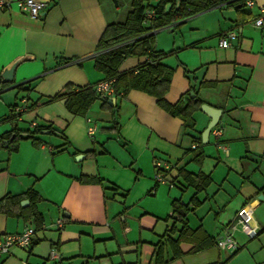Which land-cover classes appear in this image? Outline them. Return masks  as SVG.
<instances>
[{"label":"crops","instance_id":"0c3cea01","mask_svg":"<svg viewBox=\"0 0 264 264\" xmlns=\"http://www.w3.org/2000/svg\"><path fill=\"white\" fill-rule=\"evenodd\" d=\"M7 1L16 0H0ZM43 1L49 8L38 19L15 4L0 9V137H10L0 144V200L33 191L41 216L36 227L0 213V237L36 231L29 248H12L0 264H158L160 247L163 264H264V26L253 24L264 0H252L253 7L247 0H222L152 32L153 52L169 53L160 63L173 72L164 100L185 104L194 89L203 104L221 110L216 127L226 152L211 133L202 144L209 118L200 110L186 129L137 89L120 91L105 106L96 100L84 116L70 114L68 94L106 80L95 60L105 53L97 45L113 22L100 0ZM227 32L235 38L221 49ZM21 58L26 60L14 69L12 82H5L4 69ZM147 59L128 56L119 72H135ZM22 99L28 109L18 117L13 108ZM199 137L204 157L196 162ZM156 161L168 164L165 183L155 179ZM180 170L211 178L197 195L201 206L187 217L191 230L216 243L243 213L258 236L248 241L235 234V251L214 243L195 252L192 238L172 249V202L187 204L195 194ZM29 205L26 198L21 202ZM59 219L63 228H53ZM52 250L59 260L49 258Z\"/></svg>","mask_w":264,"mask_h":264},{"label":"trees","instance_id":"16d2710c","mask_svg":"<svg viewBox=\"0 0 264 264\" xmlns=\"http://www.w3.org/2000/svg\"><path fill=\"white\" fill-rule=\"evenodd\" d=\"M221 3L222 0H154L146 6L143 0H132L131 11L128 13L125 22L111 23L106 26L97 45L98 50H105V53H102L95 60L96 70L102 73L106 80L115 79L112 85L114 95H117L120 91L124 95L130 89L145 92L155 97L157 104L168 114L181 119L186 129H192L193 115L199 112L203 102L198 98L197 92L194 89H190L189 93L193 91L194 95L190 96L189 94L185 104L170 105L164 100V95L169 89L173 72L160 63L169 53L153 52L154 34H152V31ZM147 7L155 12V18L151 25L144 23L145 9ZM132 39L134 40L131 43L113 49L116 45ZM128 56H147L148 59L145 63L138 66L135 72L120 73L119 68ZM55 98H58V96ZM66 98L65 107L74 116H84L96 100H101L103 106L107 105L109 100V97L98 94L95 91V87H85L76 92H71ZM15 136L17 137V135ZM9 141L10 137H0L1 146L7 144ZM33 143L37 145L35 140H33ZM203 146L199 137L197 146L192 151L194 161L201 162V159L204 157V153L201 150ZM179 174L186 186L192 188L195 194L189 199L187 204L182 203L180 199L172 202L171 214L168 219L172 220L173 224L168 232L169 234L176 235L177 238L175 240L169 238L168 243L172 249H177L181 241L186 240V238H192L191 240L194 243L193 251L196 252L209 248L214 245L215 240L200 229L191 230L188 227L187 217L201 206L202 203L197 198V195L207 190L211 183V178L202 173L193 175L181 170ZM172 184L174 185V182ZM25 198L29 200L30 205L22 208L21 202ZM38 201L39 198L36 197L33 191H27L25 194L19 196H7L0 200V213L24 220H31L36 227H39L41 216L35 208ZM177 226H180V228ZM161 251L160 247L156 254V263L158 264H163V262H159ZM178 255L177 253L174 254V258Z\"/></svg>","mask_w":264,"mask_h":264},{"label":"built area","instance_id":"2783aa9c","mask_svg":"<svg viewBox=\"0 0 264 264\" xmlns=\"http://www.w3.org/2000/svg\"><path fill=\"white\" fill-rule=\"evenodd\" d=\"M154 0H143L144 5H148ZM15 4L20 12H24L33 19H38L42 17V14L46 12L49 8V3L43 0H16L0 2V9H10L12 5ZM246 5L248 7H253L254 2L252 0H247ZM155 18V12L147 7L145 9L144 23L150 24ZM253 24L255 27L262 28L264 26V6L258 8V15L254 19ZM153 33L155 31H152ZM235 38L233 32H227L219 39V47L221 49L230 48V41ZM115 79L105 80L98 83L95 86V91L105 97H111L114 95L113 83ZM27 110V101L22 99L21 103L13 108V113L20 117L22 113ZM95 132V127L88 128V135L90 138L93 137ZM211 135L214 137L215 146L222 151L226 152V148L219 143V138L221 137V130L217 127L212 128ZM156 176L155 179L157 183H165V172L168 170V164L162 161H156L155 163ZM172 185H170L171 187ZM64 226L63 220L59 219L52 226L55 229H61ZM242 233L246 238L252 240L258 236L259 229L251 224V219L249 215L239 213L236 219L228 226L227 232L215 243V247L219 250H237L239 245L235 240V234L237 232ZM35 229L32 227L25 228L20 233H8L0 237V256L7 255L12 248L27 249L30 247L32 240L35 236ZM49 258L51 260H59V253L55 250L50 251Z\"/></svg>","mask_w":264,"mask_h":264},{"label":"water","instance_id":"95a60500","mask_svg":"<svg viewBox=\"0 0 264 264\" xmlns=\"http://www.w3.org/2000/svg\"><path fill=\"white\" fill-rule=\"evenodd\" d=\"M25 60V58L16 59L7 68H5L2 73L3 80L5 82H12L14 69L20 62H23ZM190 95L193 96V93H191ZM199 110L209 118V123L201 134L202 144H206L208 142L211 129L218 125L219 118L221 116V110L215 109L206 104L201 105ZM26 203L27 201L23 202L22 206H24V204Z\"/></svg>","mask_w":264,"mask_h":264},{"label":"rangeland","instance_id":"374dc122","mask_svg":"<svg viewBox=\"0 0 264 264\" xmlns=\"http://www.w3.org/2000/svg\"><path fill=\"white\" fill-rule=\"evenodd\" d=\"M132 0H100L102 8L113 23H124L131 11ZM215 145V142H214ZM240 233L239 231L236 233ZM246 238V237H245ZM250 241L248 238H246Z\"/></svg>","mask_w":264,"mask_h":264}]
</instances>
